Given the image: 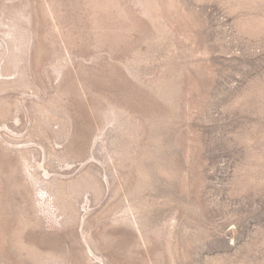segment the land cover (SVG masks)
<instances>
[{
  "label": "rangeland",
  "instance_id": "1",
  "mask_svg": "<svg viewBox=\"0 0 264 264\" xmlns=\"http://www.w3.org/2000/svg\"><path fill=\"white\" fill-rule=\"evenodd\" d=\"M0 264H264V0H0Z\"/></svg>",
  "mask_w": 264,
  "mask_h": 264
}]
</instances>
